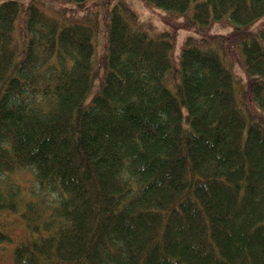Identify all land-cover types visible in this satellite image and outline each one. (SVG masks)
I'll list each match as a JSON object with an SVG mask.
<instances>
[{"label": "trees", "instance_id": "obj_1", "mask_svg": "<svg viewBox=\"0 0 264 264\" xmlns=\"http://www.w3.org/2000/svg\"><path fill=\"white\" fill-rule=\"evenodd\" d=\"M141 2L0 0V264H264V0Z\"/></svg>", "mask_w": 264, "mask_h": 264}, {"label": "rangeland", "instance_id": "obj_2", "mask_svg": "<svg viewBox=\"0 0 264 264\" xmlns=\"http://www.w3.org/2000/svg\"><path fill=\"white\" fill-rule=\"evenodd\" d=\"M99 1V0H95ZM128 5L132 7L133 10L136 11L138 16L140 17V21L145 24V26L150 25L152 26V29H150L151 35H157L158 33L167 31L169 25H166V23L163 20V16L166 14V12L163 9L155 7L154 9H147L141 2V0H124ZM234 27V24L232 22H216V24L211 29L214 33H226L232 30ZM264 30V15L261 18H258L254 20V22L249 26V31L259 33L260 31ZM149 32V33H150ZM153 33V34H152ZM189 35L197 37L196 33L194 31H187L184 29H181L178 31V39H177V48L175 52V57L179 60L181 57V52L184 48V41ZM105 42L104 37V28H101L98 36L96 37V43H95V49L96 54H99L102 52L103 44ZM233 75L237 77V79L243 78L241 69L239 66H237L234 71ZM98 92V85L95 84L91 89L87 92V95L84 100V104L88 105L91 103L92 99L95 97V95ZM23 182L28 183L31 179V175L29 173H23L22 175ZM10 227L12 231V236L14 241H17L21 236H23V227L21 225V222L17 220L16 218L10 219Z\"/></svg>", "mask_w": 264, "mask_h": 264}]
</instances>
